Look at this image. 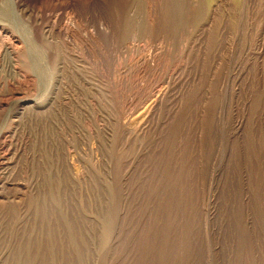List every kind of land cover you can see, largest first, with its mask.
Segmentation results:
<instances>
[{"label":"rangeland","instance_id":"1","mask_svg":"<svg viewBox=\"0 0 264 264\" xmlns=\"http://www.w3.org/2000/svg\"><path fill=\"white\" fill-rule=\"evenodd\" d=\"M74 5L0 66V264H264V0Z\"/></svg>","mask_w":264,"mask_h":264},{"label":"bare ground","instance_id":"2","mask_svg":"<svg viewBox=\"0 0 264 264\" xmlns=\"http://www.w3.org/2000/svg\"><path fill=\"white\" fill-rule=\"evenodd\" d=\"M80 1L96 0H0V39L5 42V46H0V66L15 69L21 62L31 64L34 39L37 34L56 33L66 43V39L76 36L82 40L81 34L84 32V37L92 45H95L96 34L108 39L112 37L115 26L105 25L101 21L102 18L91 15L85 20H80L81 18L77 20L76 12L69 14L68 17L64 16L66 8L75 11L74 4ZM36 8L37 15L34 12ZM57 8L61 11L49 21L47 12ZM89 24H91L90 29L87 28ZM92 57L93 63H97L95 57Z\"/></svg>","mask_w":264,"mask_h":264}]
</instances>
